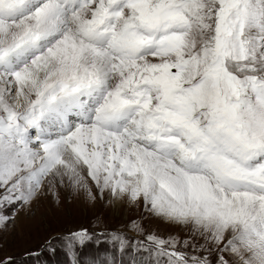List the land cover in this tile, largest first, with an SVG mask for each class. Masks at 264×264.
Segmentation results:
<instances>
[{
	"label": "snow or ice",
	"instance_id": "6c2138e0",
	"mask_svg": "<svg viewBox=\"0 0 264 264\" xmlns=\"http://www.w3.org/2000/svg\"><path fill=\"white\" fill-rule=\"evenodd\" d=\"M85 170L191 229L110 234L127 264H264V0H0V226Z\"/></svg>",
	"mask_w": 264,
	"mask_h": 264
},
{
	"label": "rangeland",
	"instance_id": "374dc122",
	"mask_svg": "<svg viewBox=\"0 0 264 264\" xmlns=\"http://www.w3.org/2000/svg\"><path fill=\"white\" fill-rule=\"evenodd\" d=\"M88 185L97 194L91 201L83 189H74L65 180L52 191L45 190L30 204L17 203L3 209V214L12 219L0 226V264H91L97 257L115 264L129 260L130 247L120 250L118 243L111 240L113 233H123L129 245L144 241L148 233L161 237L178 238L177 250L189 255L198 254L191 248L183 247V241L190 239V227L175 225L153 217L147 212L142 201L136 206L127 202H111L110 195L100 196L94 183ZM3 192V189H0ZM135 221L138 227L133 226ZM87 229L90 233L101 234V243H86L75 248L76 255L64 247L69 233ZM54 251H49L48 242ZM147 242V241H145Z\"/></svg>",
	"mask_w": 264,
	"mask_h": 264
},
{
	"label": "bare ground",
	"instance_id": "6f19581e",
	"mask_svg": "<svg viewBox=\"0 0 264 264\" xmlns=\"http://www.w3.org/2000/svg\"><path fill=\"white\" fill-rule=\"evenodd\" d=\"M83 173H85V175H87V174H86V170H85ZM83 173H82V174H83ZM83 175H84V174H83ZM87 179H88V177H87ZM89 179H90V178H89ZM89 179H88V180H89ZM90 180H91V179H90ZM125 202H127V201L125 200ZM120 203H121V202H117V203H115V204H120ZM127 204H129L130 207H131V206H136V204H132V203H129V202H127Z\"/></svg>",
	"mask_w": 264,
	"mask_h": 264
}]
</instances>
